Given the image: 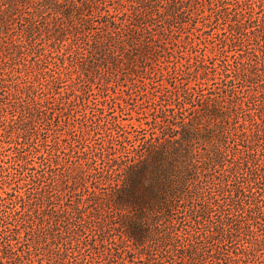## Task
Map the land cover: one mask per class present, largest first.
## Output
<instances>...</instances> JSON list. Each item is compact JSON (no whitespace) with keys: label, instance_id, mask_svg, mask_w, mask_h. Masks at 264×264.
Returning a JSON list of instances; mask_svg holds the SVG:
<instances>
[{"label":"trees","instance_id":"trees-1","mask_svg":"<svg viewBox=\"0 0 264 264\" xmlns=\"http://www.w3.org/2000/svg\"><path fill=\"white\" fill-rule=\"evenodd\" d=\"M209 2L214 20L206 26L207 40L217 42L222 54L228 49L235 54L221 60L215 89L208 91L210 95L224 98L230 106L221 109L217 101L210 106L196 98L193 103L214 121L212 129L204 133L198 131L188 138L168 136L171 140L165 138L156 147L144 148L141 160L138 158L131 166L123 168V186L109 198L110 205L126 213L119 218L118 229H122L132 249L121 264L134 263L130 257L135 256L145 257L147 264H166L167 252L180 256L182 263L188 258L187 264H264V240L260 239L264 232L256 228L264 218V0ZM137 5L140 6L133 8L134 12L138 8L146 12L137 23L147 24L157 32L156 36L152 32H139L136 38L128 34L125 40L129 10L99 9L98 23L108 33L103 44L96 41L99 48L94 54L83 47L82 55H90L91 61H74L64 48L69 36L79 38L83 32L75 24L78 15L73 9H65L68 16L59 21L56 16L63 13L53 12V20L46 22L41 32L49 45L46 52L38 46L32 14L24 18L27 24L24 37L4 48L9 59L0 65V126L7 124L0 134V264H90L78 259L84 250L96 249L87 241L89 226L81 210L66 209L58 214L49 210L42 179L52 167L34 143L35 124L43 117L46 101L36 96L34 84L39 80L38 71L41 74V65L46 59L57 66V83L76 69V92L81 91L77 86L82 82L89 87L97 82L108 85L118 79L114 71L117 61L112 52L108 54L110 49L133 48L138 42H145L146 35L155 37L154 42L164 49L161 40L169 30L187 23L186 11L190 5L185 0H171L167 8L156 0H139ZM11 12L12 9L2 11V24L12 19ZM157 20L168 25L154 30ZM220 21L227 24L228 31L212 34L214 23ZM191 47L195 63H189V68H195L193 72L199 74L200 80H209V60L200 56L199 46L192 43ZM149 48L146 43L141 48L143 68L147 65ZM51 72L49 69L48 74ZM247 87L254 89L252 97H245ZM10 112L16 114L13 119L7 118ZM240 113H247L243 117V137L233 134L238 130L234 121L239 120ZM172 117L175 122L177 115ZM233 136L239 137L234 141V149L241 153V158L215 176L217 192L225 202L205 196L199 205L191 202L200 179L194 142L202 141L211 147L206 154L208 172L204 178L207 179L210 171L226 165L227 146ZM7 152L10 153L6 155ZM35 155L41 161L38 166H32L29 161ZM109 165V168L122 167L113 159ZM108 176L111 177L110 170L106 178ZM181 208L191 218V231L182 227ZM249 226L255 229L251 243L248 242ZM100 227L104 226L100 224ZM180 231L185 232L182 237L178 236ZM109 244L113 246L108 249L110 255L117 257L118 245L112 241Z\"/></svg>","mask_w":264,"mask_h":264},{"label":"rangeland","instance_id":"rangeland-1","mask_svg":"<svg viewBox=\"0 0 264 264\" xmlns=\"http://www.w3.org/2000/svg\"><path fill=\"white\" fill-rule=\"evenodd\" d=\"M185 1L190 5L186 11L187 23L176 25L169 30L168 35L161 40L165 45L164 49L154 42L155 37L146 35V41L138 42L133 48L126 47L119 51L112 48L108 51V54L113 53L112 56L116 58L117 66L114 71L118 78L113 79L108 85L97 82L89 87L86 82H82L77 86L81 91L76 92L74 87L78 77L76 69L71 70L72 75L62 77L57 83L59 76L57 66L46 59L41 65V74L38 71L40 77L34 84L35 94L46 101V108L42 119L35 124L34 143L40 148L48 166L52 167L50 173L42 179L50 203L49 210L55 214L66 209L81 210L89 226L86 233L87 241L94 244L96 249L88 250L91 252L84 250L78 259H84L90 264H121L123 259L129 257L132 247L124 237L122 229H118L119 218L126 216V213L110 205L109 198L123 186V168L131 166L138 158L141 160V156L145 155L144 148L156 147L159 141L162 142L165 138L171 140L168 136L153 132L157 124L164 122L162 117L171 118L172 126L176 122L172 117L174 114L185 119L179 106H186L189 98L193 102L196 98L201 99V102L210 106H214L217 101L221 109L230 106L224 98L210 95L208 89L214 88L218 81L221 60L226 56L231 58L235 51L228 49L222 54L216 45L217 42L207 40L204 33L206 26L214 20L209 0ZM138 2L139 0H94L87 8L73 9L78 15L75 24L83 32L79 38L69 36L64 43L65 50L71 54L74 61L82 59L91 61L90 55H82L83 47L94 54L99 48V46L96 48V41L102 44L105 41L108 32L98 23L99 9L105 8L112 12L129 10L125 40L128 34L136 38L139 32L141 34L152 32L156 36L157 32H153L147 24L137 23L146 13L140 8L134 12L133 8L140 6L137 5ZM11 9L12 19L5 24L0 21V65L9 59L4 48L24 37L23 32L27 29L24 18L30 17L29 14L35 15L34 22L37 28L35 36L39 48H43V52L49 49L48 42L46 43L44 38L45 34L42 33L41 36V32H44L46 22L53 20L54 13L40 3V0H0V15L3 10ZM159 10L163 9L159 8ZM46 11L49 12L48 16H45ZM133 24H137L138 27ZM155 25L157 27L154 30L163 29L168 24L157 20ZM223 30L228 31V26L220 21L214 23L211 33L217 34ZM145 43L150 48L146 56L147 65L143 68L141 48ZM192 43L199 46L200 56L204 55L205 59L209 60V80H200L199 74L193 72L195 68H189V63H195L191 57ZM76 49L78 54L77 51L74 52ZM49 69L52 70L51 74H48ZM244 90H246L245 97H252L251 94L254 92L252 87ZM76 94L81 96L80 99ZM200 109L197 108V115L203 113ZM246 114L240 113L239 120L234 121L237 123L235 126L238 127L236 133L233 132L234 135L243 137L242 130L245 128L243 117ZM14 115L16 114L10 112L7 118L13 119ZM201 123L204 127L199 131L203 133L214 127V121L211 119L203 120ZM6 127L7 124L0 126V134ZM236 138L239 137L233 136L227 146L229 156L228 161L224 163L226 165L210 171V178L207 179L204 178V174L208 172L206 154L211 147L206 146L202 141L194 142L195 162L199 167L200 182L195 185L196 194L191 202L199 205L203 196L207 199H219L221 203L225 202L217 192L215 184L218 182L215 176L220 175L232 162L241 158V153L234 149ZM9 153L7 152L6 155ZM111 159L122 167L109 168ZM29 161L32 166H38L41 162L36 155ZM108 170L111 173L110 178L109 176L106 178ZM180 212H182L179 214L182 227L191 231L192 222L189 214L183 211V208ZM93 222L96 225L93 226ZM100 224L104 227L101 228ZM183 234L185 232L180 231L178 236L182 237ZM111 241L119 247L117 257L110 255L108 251L113 247L109 244ZM166 255L169 256V259L165 260L166 264L190 262L185 258L182 263L180 256H176L173 252L171 254L167 252ZM140 257L135 256L134 259L130 257V260L134 261L131 264H147L145 257L142 259Z\"/></svg>","mask_w":264,"mask_h":264},{"label":"snow or ice","instance_id":"snow-or-ice-1","mask_svg":"<svg viewBox=\"0 0 264 264\" xmlns=\"http://www.w3.org/2000/svg\"><path fill=\"white\" fill-rule=\"evenodd\" d=\"M94 0H40V3L44 4L48 9H50L54 13H63V16L57 15V21L62 20L65 16H68V11L65 9H82L87 8L89 3H93ZM157 4L163 5L165 8L170 4L171 0H156ZM49 12H45V16H48ZM163 15V13H161ZM43 38V37H41ZM180 112L182 113L185 119H181L180 117L176 118L175 128L172 126L171 118H164L163 123H159L153 129L154 133H159L163 136H173L179 139L180 136L188 138L191 135H195L204 125L201 123L203 120H210V115H205L204 113H200L197 115V105L193 103L192 99L189 98L186 101V106H179ZM119 178V177H117ZM240 213H237L239 215ZM256 228H260L262 232H264V218L261 219L259 224H256ZM251 234L248 237V242L251 243L254 238L255 229L251 226L247 229ZM261 240H264V235L260 236ZM243 243V240H241ZM207 252V250H205ZM203 259V257H201Z\"/></svg>","mask_w":264,"mask_h":264}]
</instances>
